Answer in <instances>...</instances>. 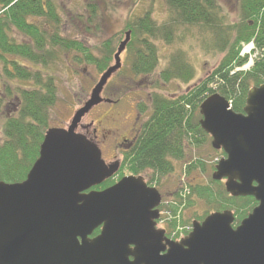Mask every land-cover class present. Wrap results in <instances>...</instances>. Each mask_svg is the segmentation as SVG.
<instances>
[{"label": "water", "instance_id": "95a60500", "mask_svg": "<svg viewBox=\"0 0 264 264\" xmlns=\"http://www.w3.org/2000/svg\"><path fill=\"white\" fill-rule=\"evenodd\" d=\"M130 30L113 64L65 127H50L19 182L0 180V264H264V83L248 89L242 112L217 92L200 102V129L221 150L211 174L230 197L256 205L233 226L230 209L193 220L178 241L156 227L161 195L141 175H125L101 190L119 163H107L84 133L83 117L106 101L103 87L120 67ZM99 228V233L90 237Z\"/></svg>", "mask_w": 264, "mask_h": 264}, {"label": "trees", "instance_id": "16d2710c", "mask_svg": "<svg viewBox=\"0 0 264 264\" xmlns=\"http://www.w3.org/2000/svg\"><path fill=\"white\" fill-rule=\"evenodd\" d=\"M95 2L89 9L88 22L97 18ZM165 3L169 16L163 23H156L150 11H146L125 25L131 31L126 47L132 53L129 65L132 76L146 77L155 71L159 61L156 41L171 42L179 26L205 28L222 56L182 94L168 97L153 92L148 95L150 114L118 178L123 176L124 169L132 174L150 170L158 176L171 172L173 161L184 160L186 142L195 146L209 139L198 124V106L203 98L217 92L229 101L233 111L242 112L248 89L264 83V0H224L237 13L232 21H227L222 14L217 0H165ZM59 14L52 0H0V180L5 182L25 178L50 127V111L57 94L55 78L45 68L55 50L79 52L81 61L94 64L99 72L112 59L111 46H103L100 57H95L81 40L62 36ZM13 30L23 40L13 37ZM250 41L256 56L249 68L241 69L248 56L240 55V49ZM193 72L184 55L174 52L157 75L163 83L174 79L188 83ZM185 170L187 174L204 171V163L194 159ZM112 183L114 179L110 178L94 189L101 190ZM210 183L215 188L194 185L190 186V193L205 200L212 210L231 209L234 224L256 204L252 197L228 196L219 181ZM186 199V204H190ZM169 209L175 215L177 207L170 205ZM174 224L175 219L169 220V227Z\"/></svg>", "mask_w": 264, "mask_h": 264}, {"label": "rangeland", "instance_id": "374dc122", "mask_svg": "<svg viewBox=\"0 0 264 264\" xmlns=\"http://www.w3.org/2000/svg\"><path fill=\"white\" fill-rule=\"evenodd\" d=\"M56 11L60 16V32L62 36L81 40L95 57H100L103 46H110L113 53L118 43L123 39L127 30L125 25L132 23L137 17L150 11V16L156 23H163L169 16V10L165 0H52ZM93 1V2H92ZM221 6L222 14L227 21L236 19L235 9L225 5L224 0H217ZM97 3L98 15L93 17L91 22L87 18L91 15L90 7ZM11 35L17 40H23L21 35L12 31ZM158 50V65L155 71L149 76H132L129 71L132 53L125 47L120 54V67L112 73L102 90V97L111 102H101L94 106L82 119V128L90 134L96 129L100 135L107 133L109 147L115 140L114 132L124 134L129 121L131 108L133 106L144 107V118L150 114L148 95L156 92L158 94L175 97L187 91L192 84L200 80L222 56L216 49L211 34L198 26H179L173 34L171 42L163 39L156 41ZM245 48V47H244ZM174 52L184 55L187 62L193 68V77L188 83L179 79L163 83L158 79V72L167 66L168 58ZM242 53H244L242 51ZM113 56V54H112ZM82 60L79 52L69 53L57 52L55 50L52 60L49 61L46 71L55 78L57 99L50 111V127H65L73 112L87 98L91 88L98 80L101 72L94 64ZM113 63V58L110 63ZM9 113V111H7ZM88 126V127H87ZM111 134V136H110ZM201 139V138H199ZM221 150H214L210 145V138L191 146L186 142L185 158L183 161H173V170L165 175L158 176L147 170L140 175L149 186L156 187L161 195L160 226L176 236L190 227L193 220L198 217H205L211 207L205 200L200 199L196 194L190 193V186L210 185L211 174L216 162L222 157ZM109 160V152L104 155ZM194 159H200L204 163V171H192L186 173V165ZM123 175L129 173L124 169ZM118 180V173L113 177ZM223 183L222 181L220 182ZM190 204H186V198ZM170 205L176 206L175 215L170 211ZM175 219V224L168 228L165 220Z\"/></svg>", "mask_w": 264, "mask_h": 264}, {"label": "flooded vegetation", "instance_id": "af4514ba", "mask_svg": "<svg viewBox=\"0 0 264 264\" xmlns=\"http://www.w3.org/2000/svg\"><path fill=\"white\" fill-rule=\"evenodd\" d=\"M111 103H113V101ZM131 110L132 111L130 117L128 119L124 118V121H129V124L125 125L127 126V128L123 130L124 134L120 133L121 129L119 128L117 129L118 132L112 133L115 134V140L114 142H112L110 147L107 138V133L104 132L102 135H100L99 132L94 129L88 135L90 140L96 143V145L99 147L102 158L107 163L118 162L119 168H121V166L123 165L126 156L130 155L133 149L135 148V142L139 135L142 124L147 119V117L146 119L144 118L145 111L142 110V108H140L139 106H133ZM84 129H86V126H84ZM107 152H109V160L104 157ZM98 233L99 228L95 229L90 235V237H93Z\"/></svg>", "mask_w": 264, "mask_h": 264}, {"label": "built area", "instance_id": "2783aa9c", "mask_svg": "<svg viewBox=\"0 0 264 264\" xmlns=\"http://www.w3.org/2000/svg\"><path fill=\"white\" fill-rule=\"evenodd\" d=\"M250 48H251V46L249 45L245 51H249Z\"/></svg>", "mask_w": 264, "mask_h": 264}]
</instances>
